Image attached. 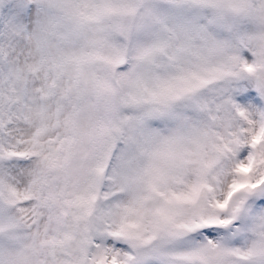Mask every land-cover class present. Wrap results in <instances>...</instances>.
I'll list each match as a JSON object with an SVG mask.
<instances>
[{
  "label": "snow or ice",
  "instance_id": "1",
  "mask_svg": "<svg viewBox=\"0 0 264 264\" xmlns=\"http://www.w3.org/2000/svg\"><path fill=\"white\" fill-rule=\"evenodd\" d=\"M0 264H264V0H0Z\"/></svg>",
  "mask_w": 264,
  "mask_h": 264
}]
</instances>
